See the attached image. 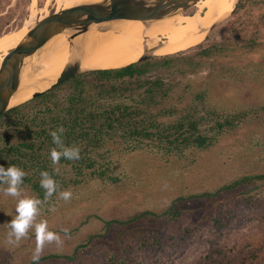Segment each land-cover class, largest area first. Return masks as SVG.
<instances>
[{
    "label": "rangeland",
    "instance_id": "1",
    "mask_svg": "<svg viewBox=\"0 0 264 264\" xmlns=\"http://www.w3.org/2000/svg\"><path fill=\"white\" fill-rule=\"evenodd\" d=\"M32 4L33 0H0L1 54L15 49L14 34L29 20ZM35 4V21L64 7L57 0H36ZM195 10L183 14L191 15ZM202 44H226L230 49L220 57L203 61L185 77L174 74L177 88L173 104L180 107L195 94L204 92L210 106L229 112L251 109L254 111L251 117L234 132L220 137L208 151H196L170 161L154 153L135 152L122 158L115 172L121 178L118 184L87 183L70 189L73 193L70 201L58 197L55 202L44 204L37 219H46L50 229L61 235L63 245H46L42 256L66 254L92 239L80 259L50 264H107L105 256L116 250L121 230L113 225L105 227L104 221L125 220L145 211L162 212L179 197L185 198L174 207L181 216L174 223L169 221L171 215L154 220L145 218L129 227L128 232L151 230L159 234L167 243L160 257L174 264H197L213 238L221 240L220 245L236 256L245 247L264 246V219L252 220L255 215H264V181L209 199L186 198L213 192L244 175L264 174V0L257 6L248 5L235 11ZM6 135L11 136L9 143L23 139L20 133ZM23 194L34 197L26 188ZM17 203L18 198L0 192V264H29L33 260L34 229L18 245L8 243L11 229L7 223L15 217ZM65 228L69 230L67 235L61 231ZM145 253L141 251L140 256L152 263Z\"/></svg>",
    "mask_w": 264,
    "mask_h": 264
},
{
    "label": "trees",
    "instance_id": "2",
    "mask_svg": "<svg viewBox=\"0 0 264 264\" xmlns=\"http://www.w3.org/2000/svg\"><path fill=\"white\" fill-rule=\"evenodd\" d=\"M259 4L260 0H240L236 11ZM229 49L226 44H202L175 56L153 57L120 69L90 71L12 108L0 115V165L22 168L27 173L22 188L42 201L45 190L40 186V174L48 171L59 184L57 193L46 202L50 203L56 201L59 192L87 183L118 184L121 178L115 172L122 158L135 152L154 153L170 161L196 151L210 150L220 137L234 132L254 111L229 112L215 108L208 104L204 92L195 94L179 107L173 104L177 84L172 77L174 74L185 77L189 70L198 69L203 61L220 57ZM60 126L65 129L64 144L78 146L80 159L73 161L62 157L54 165L50 152L56 145L50 132ZM11 132L22 134L23 139L9 143L11 136L6 134ZM56 168L59 174L54 171ZM256 181H264V174L244 175L213 192L191 194L186 198L209 199L222 192L241 190ZM184 198H177L162 212L145 211L125 220L104 221L105 227L113 225L121 230L117 248L105 256V262L174 264L160 257L161 249H165L167 243L159 234L151 230L129 233L128 228L145 218L154 220L168 215H171L169 221L174 223L181 217L174 207L184 202ZM255 218L264 219V215H255L252 220ZM91 240L89 238L86 244L78 245L66 254L48 253L38 264L80 259ZM220 243L218 238L210 239L206 255L197 264H264V246L245 247L243 253L236 256ZM141 251L146 252L152 263L143 260ZM29 264L37 262L32 260Z\"/></svg>",
    "mask_w": 264,
    "mask_h": 264
},
{
    "label": "bare ground",
    "instance_id": "3",
    "mask_svg": "<svg viewBox=\"0 0 264 264\" xmlns=\"http://www.w3.org/2000/svg\"><path fill=\"white\" fill-rule=\"evenodd\" d=\"M103 0H57L62 9L80 4L99 3ZM238 0H202L190 9L191 15L180 13L159 21L117 20L95 27L69 43L68 34L58 35L44 49L40 60L38 80L55 81L74 59H80L84 70L120 69L138 63L145 55L166 57L187 51L202 44L209 30L217 23L228 19ZM36 0H33L31 15L24 28L15 33V48L26 36L35 21ZM59 7V6H58ZM59 9L58 11L62 10ZM188 9V10H190ZM42 10V9H41ZM187 10V11H188ZM186 12V11H185ZM6 52V51H5ZM9 54L0 53V67ZM49 85V83H46ZM41 86H25L11 100V107L20 106L32 99Z\"/></svg>",
    "mask_w": 264,
    "mask_h": 264
},
{
    "label": "water",
    "instance_id": "4",
    "mask_svg": "<svg viewBox=\"0 0 264 264\" xmlns=\"http://www.w3.org/2000/svg\"><path fill=\"white\" fill-rule=\"evenodd\" d=\"M202 0H103L99 3L80 4L56 11L37 21L20 44L12 50L0 67V115L15 107L11 100L25 86H42L32 96H41L68 80L94 70H84L80 59H74L55 81L38 80L37 66L46 46L58 35L68 34L69 43L106 23L117 20L159 21L187 11ZM238 0L231 16L236 11ZM221 23L215 24L210 32ZM157 57L145 55L139 62ZM110 70V69H106ZM46 83H49L47 85ZM17 107V106H16Z\"/></svg>",
    "mask_w": 264,
    "mask_h": 264
},
{
    "label": "clouds",
    "instance_id": "5",
    "mask_svg": "<svg viewBox=\"0 0 264 264\" xmlns=\"http://www.w3.org/2000/svg\"><path fill=\"white\" fill-rule=\"evenodd\" d=\"M65 129L60 126L56 131L50 132L53 143L56 147L51 149L50 157L52 163L58 164L61 158L68 160L80 159V148L76 145L66 146L62 139ZM59 174V169H54ZM40 186L45 190L44 200L29 197L23 194L22 185L27 173L16 165H10L7 168L0 165V185H7L6 188H0L6 196L18 198L16 205V215L7 223L11 231L8 233V243L18 245L20 241L27 238L29 231L35 230L36 247L33 253V261L39 262L46 245L55 243L58 247L63 245L61 235L50 229L49 222L46 219L38 221L41 215L43 205L57 193L59 184L48 171L41 172ZM73 196L71 190L59 192V197L65 202L70 201ZM23 197V198H21ZM67 235L68 229H61Z\"/></svg>",
    "mask_w": 264,
    "mask_h": 264
},
{
    "label": "flooded vegetation",
    "instance_id": "6",
    "mask_svg": "<svg viewBox=\"0 0 264 264\" xmlns=\"http://www.w3.org/2000/svg\"><path fill=\"white\" fill-rule=\"evenodd\" d=\"M189 11V10H188ZM188 11H186L188 13Z\"/></svg>",
    "mask_w": 264,
    "mask_h": 264
}]
</instances>
